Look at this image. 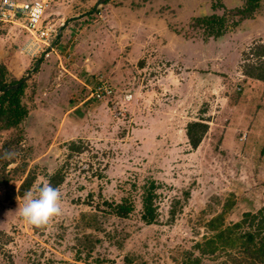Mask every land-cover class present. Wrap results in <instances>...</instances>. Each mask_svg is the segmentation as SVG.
I'll return each instance as SVG.
<instances>
[{
	"label": "rangeland",
	"instance_id": "rangeland-1",
	"mask_svg": "<svg viewBox=\"0 0 264 264\" xmlns=\"http://www.w3.org/2000/svg\"><path fill=\"white\" fill-rule=\"evenodd\" d=\"M246 2L49 0L47 47L0 20L3 82L32 70L27 115L0 128V264H249L244 238L217 237L264 206V82L242 74L264 41V0L238 20ZM211 15L226 17L218 37L216 22L193 25ZM102 80L115 89L98 98ZM192 121L208 124L195 148ZM55 174L62 211L27 223V193ZM149 182L151 224L141 218ZM123 199L125 218L108 204Z\"/></svg>",
	"mask_w": 264,
	"mask_h": 264
},
{
	"label": "trees",
	"instance_id": "trees-1",
	"mask_svg": "<svg viewBox=\"0 0 264 264\" xmlns=\"http://www.w3.org/2000/svg\"><path fill=\"white\" fill-rule=\"evenodd\" d=\"M246 5L242 8H237L233 10V14L238 17V20H244L252 17V12L260 4V0H246ZM213 15L195 17L193 18V25L203 24L206 26L209 22H216L217 26L211 35L216 37L220 36L222 33V26L226 17H217L214 20ZM210 34V33H209ZM242 74L248 79L257 80L264 82V41L257 43L250 51L246 54L243 59ZM5 73V67L0 65V88L8 85L3 82ZM18 82V81H17ZM16 83V82H13ZM24 83H22L17 89L9 90L3 94H0V128L8 129L13 126H17L23 118L27 115V110L22 106L20 97L22 95V90ZM208 129V124L204 121H192L186 126V136L188 143L193 147H197ZM6 164V163H4ZM34 176H27L20 186V194L24 195L30 188L32 182L34 181ZM61 181L62 178L51 176L49 178V183L55 186L57 183L55 180ZM154 183L149 182L143 186V192L141 195V218L147 223H153L157 218V208L154 204L155 193H154ZM111 207V211L118 217L125 218L133 210V205L131 202L123 199L120 203L111 202L108 203ZM244 225L238 223L237 227H227L222 230L217 237H228L226 241H235L242 239V253L245 254L247 259H249V264H262L264 263V206L259 209L256 213H245L243 215ZM248 224L245 226V223ZM243 225V226H242ZM239 227H243L239 229ZM238 230V231H237ZM220 235V236H219ZM257 243L259 247H257ZM231 245V244H230Z\"/></svg>",
	"mask_w": 264,
	"mask_h": 264
},
{
	"label": "built area",
	"instance_id": "built-area-1",
	"mask_svg": "<svg viewBox=\"0 0 264 264\" xmlns=\"http://www.w3.org/2000/svg\"><path fill=\"white\" fill-rule=\"evenodd\" d=\"M49 0H0V20L3 22L25 24L23 27L46 47L52 35V27L43 25V14L48 7ZM103 82V84H102ZM94 92L98 98L111 96L114 87L107 80H102Z\"/></svg>",
	"mask_w": 264,
	"mask_h": 264
},
{
	"label": "clouds",
	"instance_id": "clouds-1",
	"mask_svg": "<svg viewBox=\"0 0 264 264\" xmlns=\"http://www.w3.org/2000/svg\"><path fill=\"white\" fill-rule=\"evenodd\" d=\"M60 201L59 189L43 184L35 194L27 193L19 212L27 223L40 226L62 211Z\"/></svg>",
	"mask_w": 264,
	"mask_h": 264
},
{
	"label": "water",
	"instance_id": "water-1",
	"mask_svg": "<svg viewBox=\"0 0 264 264\" xmlns=\"http://www.w3.org/2000/svg\"><path fill=\"white\" fill-rule=\"evenodd\" d=\"M105 2H106V0H97L96 5L98 6V5L103 4ZM31 72H32V70H30L28 72V74L25 77H23L21 80H19L18 82L14 83V84H8L5 87L0 88V94H3V93H5L9 90H12V89H17L22 83H24L29 78Z\"/></svg>",
	"mask_w": 264,
	"mask_h": 264
},
{
	"label": "crops",
	"instance_id": "crops-1",
	"mask_svg": "<svg viewBox=\"0 0 264 264\" xmlns=\"http://www.w3.org/2000/svg\"><path fill=\"white\" fill-rule=\"evenodd\" d=\"M254 81H257V80H254Z\"/></svg>",
	"mask_w": 264,
	"mask_h": 264
},
{
	"label": "flooded vegetation",
	"instance_id": "flooded-vegetation-1",
	"mask_svg": "<svg viewBox=\"0 0 264 264\" xmlns=\"http://www.w3.org/2000/svg\"><path fill=\"white\" fill-rule=\"evenodd\" d=\"M14 84V83H13Z\"/></svg>",
	"mask_w": 264,
	"mask_h": 264
}]
</instances>
